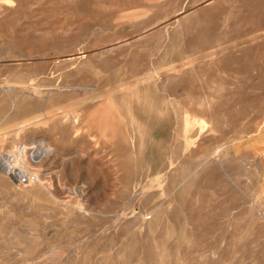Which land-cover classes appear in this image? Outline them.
<instances>
[{"label": "rangeland", "instance_id": "rangeland-1", "mask_svg": "<svg viewBox=\"0 0 264 264\" xmlns=\"http://www.w3.org/2000/svg\"><path fill=\"white\" fill-rule=\"evenodd\" d=\"M261 119L264 0H0V264H264Z\"/></svg>", "mask_w": 264, "mask_h": 264}, {"label": "bare ground", "instance_id": "bare-ground-1", "mask_svg": "<svg viewBox=\"0 0 264 264\" xmlns=\"http://www.w3.org/2000/svg\"><path fill=\"white\" fill-rule=\"evenodd\" d=\"M261 120H262V119H261ZM263 120H264V119H263ZM263 120H262V121H263ZM259 122H261V121H259ZM259 125L261 126V125H262V123H259ZM258 129H259V128H258ZM260 129H261V128H260Z\"/></svg>", "mask_w": 264, "mask_h": 264}]
</instances>
